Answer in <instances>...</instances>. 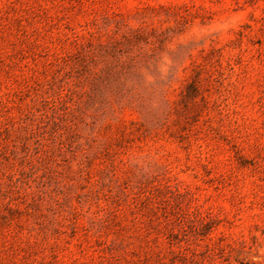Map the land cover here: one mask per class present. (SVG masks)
<instances>
[{
  "label": "rangeland",
  "instance_id": "rangeland-1",
  "mask_svg": "<svg viewBox=\"0 0 264 264\" xmlns=\"http://www.w3.org/2000/svg\"><path fill=\"white\" fill-rule=\"evenodd\" d=\"M0 264H264V0H0Z\"/></svg>",
  "mask_w": 264,
  "mask_h": 264
}]
</instances>
